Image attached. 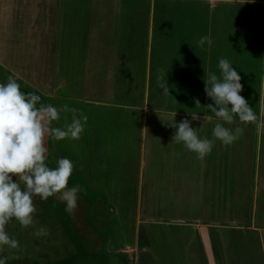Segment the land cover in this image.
<instances>
[{"label": "rangeland", "instance_id": "1", "mask_svg": "<svg viewBox=\"0 0 264 264\" xmlns=\"http://www.w3.org/2000/svg\"><path fill=\"white\" fill-rule=\"evenodd\" d=\"M229 1L211 11L208 5L169 0L166 24H158L162 2L138 0L130 8L123 4L138 15L132 21L136 29L128 55L121 57L125 66L115 68L88 60L95 54L88 52L92 45L87 46L86 36L82 43L81 32L87 28L81 25L76 4L75 14L59 23L58 40L50 35L48 40L37 39L39 31L29 29L28 21L10 20L11 36L6 29L0 34L8 56L0 62V83L12 77L22 91L39 95L40 104L67 105L69 111L61 112L53 126L71 123L81 113L88 119L79 140L46 143L51 167L61 157L74 164L68 187L80 186L77 208L69 214L57 197L35 198L34 225L24 228L17 222L7 228L19 244L3 253L7 264H55L69 255H77L70 264H195L194 252L202 253L204 264H264V7L248 5V0ZM254 3L264 5V0ZM151 11V65L149 78L143 80L139 56L144 61ZM189 11L209 13L211 21L193 31L177 19ZM251 14L253 38L247 34L235 49L232 21ZM183 27L181 36L176 31ZM187 32L190 43L183 40ZM163 34L169 43H162ZM202 36H210V47L198 46ZM14 39L20 42H11ZM221 58L242 62L237 66L245 72L240 74L241 95L258 121L243 123L236 117L225 126L242 129L237 140L227 146L216 140L213 151L201 160L171 142L175 129L169 123L174 122L171 117L179 122L187 118L200 137L213 139L219 121L208 107L212 100L205 83L199 82L204 75L187 72L182 63L198 61L204 67V61L211 62L219 76ZM136 59L139 66L131 67ZM191 114H206L211 120H192ZM151 121L156 124L149 125ZM207 222L212 227H197ZM41 227L47 234L37 237Z\"/></svg>", "mask_w": 264, "mask_h": 264}, {"label": "clouds", "instance_id": "2", "mask_svg": "<svg viewBox=\"0 0 264 264\" xmlns=\"http://www.w3.org/2000/svg\"><path fill=\"white\" fill-rule=\"evenodd\" d=\"M197 43L200 47L205 43L210 47L212 40L210 36H202ZM218 67L219 76L208 72L204 80L206 96L212 100L208 107L219 121L212 129L213 139L198 136L187 118L169 123L175 129L171 142L182 144L201 160L213 151L216 140L225 146L237 140L242 129L225 126L232 124L236 117L243 123L258 121L257 114L241 95L244 86L240 72L227 58L219 59ZM159 87L169 93L166 85L160 84ZM40 100L39 95L22 91L12 77L6 83H0V264H7V257L3 255L7 249L19 246L18 241L9 236L8 226L17 222L24 228L34 225L35 198L57 197L64 202L69 214L78 206L80 186L68 187L69 178L74 174L73 162L61 157L55 161V167H51L46 143L48 139L54 142L79 140L88 117L81 113L79 117L74 115L71 123L53 126L54 122L61 120V112L69 111L68 106L44 105ZM71 111L75 113L76 109ZM191 119L210 121L211 117L191 114ZM46 234L44 227L35 231L37 237Z\"/></svg>", "mask_w": 264, "mask_h": 264}, {"label": "crops", "instance_id": "3", "mask_svg": "<svg viewBox=\"0 0 264 264\" xmlns=\"http://www.w3.org/2000/svg\"><path fill=\"white\" fill-rule=\"evenodd\" d=\"M137 1L138 0H0V34L3 31V29H6L10 37L11 33L9 34V31L13 30L11 28L12 26L10 20L15 19V21H18L17 18H19L29 22L30 24L29 29L34 31L35 30L39 31L36 35L37 39L39 37L41 38L42 36H44L45 39L48 40L50 35V38L52 36H55V38L58 40L59 23L61 25L65 20L68 21L67 19H65V15L72 17V15L75 14L74 5L76 4L77 11H78V7L79 6L81 7V9L78 11L79 20H82L81 25L84 24L85 26L84 30L87 28L85 31L81 32L82 43L83 44L85 43V36H86L87 37L86 43H88L87 46L92 45V51H89L88 49V52L95 54L93 55V57L95 56L94 58L90 57L89 59H88L89 57L88 54L87 59L90 62L91 59H93L94 63L97 66L104 65L105 67L108 68H115L114 66L121 65L120 67H122L125 66V61H123L121 57L128 55V50H130L129 46L131 44L130 40L132 39V34L135 32L136 29V24H132L133 23L132 21H135L138 15L137 12L131 9H126V5L123 4L128 3L129 4L128 8H130V3H137ZM150 1H154V0H150ZM176 1H180L181 3L184 2V3H193V4L208 3L211 11L214 10L215 6H217L218 3L228 4V2H230L229 0H176ZM162 3H164L162 7L164 10L162 9L160 12H158L161 13V16L158 17L159 20L158 24L160 23L166 24V19L168 20V16L170 14L169 12H167L168 4L166 5V3H169V0H162ZM27 8L30 11L32 10V13L29 12V15H27L29 11ZM148 19H149V23L147 25L148 26L147 28H149V30L147 31V35L149 34L148 35L149 41H147L146 44L147 49L144 54L146 55L144 61H142L141 57L139 56V59L141 61L140 65L143 66V80H147V78H149L148 71L151 65L149 64L151 57V53H150L151 50L149 49H150L151 33H153V29L151 30V26H153V22H154V13H152V11L149 13ZM177 19L187 22V25L191 29H193L199 26H203L204 23L206 22L209 24V22L211 21V16L209 13H205L202 11H200V13L197 11H189L185 13H180ZM240 19H243V17H241ZM24 24H26V22ZM183 29L184 27L181 29L180 33L177 31L176 33L183 36L182 35ZM194 30L195 29H193V31ZM73 32L75 33V31ZM188 34H191V32L186 33V39L183 38L184 43H190L192 41L191 38L187 37ZM9 37L7 39V43L9 41ZM161 39H162V43L170 42L164 34L161 37ZM138 40L141 41L140 38ZM3 41L4 40L1 39L0 37V51H1L0 53H2V55H0V62H4L8 60V56L3 50V47L1 46V45H5ZM11 42L18 43L20 42V39H14ZM236 42H237V38L232 36L231 44L235 45V49H236ZM179 43H182V41L180 40ZM12 55L13 54H11L9 60L12 59ZM120 59L121 62L119 63ZM133 63L134 64H130L131 67L139 66V64H137L138 63L137 59ZM177 63L174 64L175 65L174 67L177 68L176 71L178 72ZM195 63L197 65L196 64L189 65V62H183L182 64L187 68V72H191L193 70L195 71L194 74L197 73L199 74L200 72H202L205 80L207 79L208 72H214L212 67L214 66V64L211 65L212 64L211 62L204 61V63H202L204 64V67L200 66L199 64L201 63L198 61L197 62L195 61ZM16 67L17 66H14V68ZM133 74H136L135 71ZM199 82L203 83L204 80ZM113 98L115 99L116 97ZM145 110L148 111L147 113H150V110L146 107V104H145ZM151 111L153 112V109ZM192 127L195 128L194 125H192ZM211 224L213 223L212 222L211 223L207 222V224L202 223V224H198L197 227L199 228H201L202 226L212 227ZM203 240L204 243L207 242L205 241V239ZM198 256L195 257L194 255L192 258L195 264H201L200 257Z\"/></svg>", "mask_w": 264, "mask_h": 264}, {"label": "trees", "instance_id": "4", "mask_svg": "<svg viewBox=\"0 0 264 264\" xmlns=\"http://www.w3.org/2000/svg\"><path fill=\"white\" fill-rule=\"evenodd\" d=\"M162 2V0H156V3H161ZM200 4H204V5H208L207 7L209 8V4L208 3H200ZM246 4H248V5H253V6H258L259 8H261V6H263L264 7V5L263 4H261V3H251V2H247ZM223 4L222 3H218L217 4V6H215V8H214V10H216L217 11V9L220 7V6H222ZM164 10V9H163ZM254 20L255 19V15L253 14H251V16H249V17H247L245 20H244V18L243 19H237L236 21H232L233 22V24H234V29H235V31H236V33H234L235 34V36H233V37H235V38H237V42H236V44L237 43H239L240 42V39H243V37H245V36H247V34L249 35L248 36V38H253V35H254V30L253 29H255V27H254V25H253V23L254 22H252L251 20ZM248 20H250L249 22H248ZM243 22V23H242ZM252 31V32H251ZM245 32H247V33H245ZM249 32H251V33H249ZM233 66H235L236 67V69L238 70V71H240V74H242V75H244V73L245 72H243L241 69H239L237 66H241V64H242V62L241 61H234L233 60ZM149 114V113H148ZM172 119H175V120H177V118H174V117H171ZM149 120H151V115L149 114ZM155 121H151V122H149V125H155L156 123H154ZM177 122H179V120H177ZM186 152H188V151H186ZM79 243V244H78ZM77 244L80 246L81 245V243L80 242H78ZM208 249H210V247L208 248ZM196 252L194 253V255H195V257H197L198 256V254H197V256H196ZM77 255H69V256H66V257H64V258H61L60 260H58V262H56L55 264H70L71 262H73V261H76V259H77V257H76ZM198 257H200V262H201V264H204V262L202 261V253H199V256ZM199 260V259H198Z\"/></svg>", "mask_w": 264, "mask_h": 264}]
</instances>
